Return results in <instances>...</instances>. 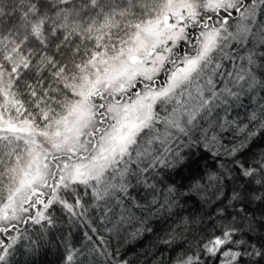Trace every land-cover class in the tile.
Instances as JSON below:
<instances>
[{"label":"snow or ice","instance_id":"obj_1","mask_svg":"<svg viewBox=\"0 0 264 264\" xmlns=\"http://www.w3.org/2000/svg\"><path fill=\"white\" fill-rule=\"evenodd\" d=\"M210 156L185 184L184 170ZM176 177H180L179 180ZM229 219L193 249L196 193ZM264 0H0V264H264ZM229 209L232 211L230 212ZM87 225L77 247L61 224Z\"/></svg>","mask_w":264,"mask_h":264},{"label":"trees","instance_id":"obj_2","mask_svg":"<svg viewBox=\"0 0 264 264\" xmlns=\"http://www.w3.org/2000/svg\"><path fill=\"white\" fill-rule=\"evenodd\" d=\"M201 165L200 173H197L196 166L193 165L192 174L189 175L187 170H184L183 175L187 177L184 180V183H189L194 176L202 174L204 171L203 165H213L214 162L210 158V156H205L203 159L199 161ZM177 180L180 177H176ZM234 185L229 184L225 189V197L220 200H216L214 197L209 195V198L205 202L201 200V198L196 194H192V198L189 199L184 208L182 210V215L188 216L191 219V224L189 225L188 231L184 232V236L187 237L191 247L195 249L196 242L203 238H206L213 231L219 228L220 225L224 223L230 222L229 219L219 220L217 216L219 215L216 212L217 208L223 207L228 203L227 197L231 195V189ZM264 210L262 207H257L256 205H252L249 208V211L255 213V215L259 216L261 211ZM231 212L232 210L229 209ZM89 217L93 220V227H97L100 229L99 235L104 237L106 245L108 246L110 252L115 255L117 250H119V255L122 258L127 259L130 264H169L171 256L175 253L169 248V246L160 244L157 240V236H164L165 231L172 225V222L169 221L168 224H163L158 227V231L156 235L144 237L138 239L136 241H130L127 237H122L117 239L115 236L108 234L103 230V225L99 222V213H89ZM71 228V240L72 243L77 247H81L83 243H89L85 241L83 233L88 231L89 235H93L91 233V229L87 227V225L81 226L79 222L68 225L66 222L61 224L60 227L54 231L55 236H59L62 233L67 234L68 229ZM93 240L95 243H99V240L95 235H93ZM63 252V249H60V252L53 250L47 255H42L38 257L39 264H59V254ZM101 264L104 262V258L101 257ZM209 264H212V261H209Z\"/></svg>","mask_w":264,"mask_h":264}]
</instances>
